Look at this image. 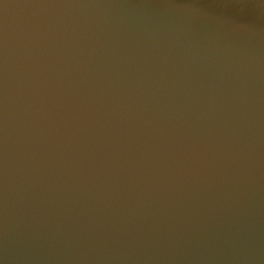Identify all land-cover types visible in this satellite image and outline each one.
Listing matches in <instances>:
<instances>
[{
	"label": "water",
	"instance_id": "1",
	"mask_svg": "<svg viewBox=\"0 0 264 264\" xmlns=\"http://www.w3.org/2000/svg\"><path fill=\"white\" fill-rule=\"evenodd\" d=\"M0 264H264V0H0Z\"/></svg>",
	"mask_w": 264,
	"mask_h": 264
}]
</instances>
